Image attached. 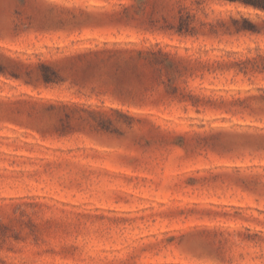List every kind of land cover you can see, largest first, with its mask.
<instances>
[{
  "label": "rangeland",
  "instance_id": "rangeland-1",
  "mask_svg": "<svg viewBox=\"0 0 264 264\" xmlns=\"http://www.w3.org/2000/svg\"><path fill=\"white\" fill-rule=\"evenodd\" d=\"M0 264H264V10L0 0Z\"/></svg>",
  "mask_w": 264,
  "mask_h": 264
},
{
  "label": "trees",
  "instance_id": "trees-1",
  "mask_svg": "<svg viewBox=\"0 0 264 264\" xmlns=\"http://www.w3.org/2000/svg\"><path fill=\"white\" fill-rule=\"evenodd\" d=\"M231 3H240L245 6H252L254 8L264 10V0H226Z\"/></svg>",
  "mask_w": 264,
  "mask_h": 264
}]
</instances>
